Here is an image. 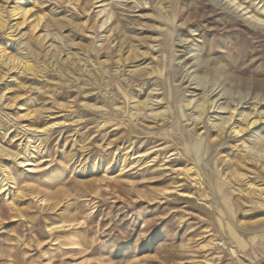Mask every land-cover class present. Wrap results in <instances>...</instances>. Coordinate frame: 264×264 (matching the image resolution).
Segmentation results:
<instances>
[{
	"label": "rangeland",
	"instance_id": "obj_1",
	"mask_svg": "<svg viewBox=\"0 0 264 264\" xmlns=\"http://www.w3.org/2000/svg\"><path fill=\"white\" fill-rule=\"evenodd\" d=\"M237 5L264 19V0H0V48L31 66L0 58V264H264V157L243 147L264 23ZM190 59L200 87L227 67L219 103L253 124L196 117Z\"/></svg>",
	"mask_w": 264,
	"mask_h": 264
},
{
	"label": "bare ground",
	"instance_id": "obj_2",
	"mask_svg": "<svg viewBox=\"0 0 264 264\" xmlns=\"http://www.w3.org/2000/svg\"><path fill=\"white\" fill-rule=\"evenodd\" d=\"M240 7H241V5H237V6H235V9L233 11H229V12L232 15L236 14L238 16H241V15L244 16V19H245L246 23H248V24L256 25L257 22H263L264 23V19H262L260 16L256 15L255 13H252L249 10H246V15L247 14H249V15L251 14V15L250 16H245L244 13H241V11L243 9H245V8L240 10L239 9ZM26 13L27 12H25L23 15L25 16ZM15 15H17V13H15ZM37 25L35 27H37ZM0 26L1 27L5 26V21L3 19V11L2 10H0ZM0 58L2 59V65L4 67L6 66L5 65L6 64V59H8L10 61L9 62L10 63V67L12 69H14V70H17L18 72L20 71L21 68L28 69V70L31 69V66L28 64V62L20 60L19 57H16L14 54H12V51L11 52H7V48H0ZM190 60H191V64H190L191 66L190 67L193 68V72L190 74V77L192 78L191 80H196V82H197L196 83L197 86L195 87V90H199V89L203 90V92H202L203 94L201 93L203 95L202 96L203 99H202L201 102L199 100H197V99H193V100H190L188 102V105L192 104L193 105L192 107L195 108L198 111V115L196 117L200 118L205 113L206 109H208L209 106H210L211 108L212 107L215 108V120L218 119L217 117H220L218 123H215V127H218L220 130L224 129V126L226 124H228L236 116L235 115L236 113H237V115H239L240 118L245 114V120L249 124H253L254 122H251V123L249 122V118H248L249 114L245 113L244 104H246L247 102L244 103V102H242V100H238V101L234 100L233 101L232 99L229 98V102H227V103H219V101L221 99H223V96H224V94L226 92V89H224V87H222V89H220L217 92V90L221 87V81L224 78L230 79V78L233 77L231 72H229V70H227V67H225V72H224L223 75H220V74L215 75V79H214L215 81L212 80L209 86L200 87V81H199V78H198L199 77L198 76L199 75L198 74L199 73L198 70H200V69L202 70V64H204V61L198 62L197 59H190ZM17 74H19V73H17ZM214 83L217 86L215 89L213 88V84ZM196 95H200V92L197 93ZM262 102H264V98H262L260 101H257L256 103L260 104ZM224 104H227V106H224ZM255 108H256V106L253 108V113L254 114L256 113V109ZM225 111H227V113L229 115L227 117H222L221 114L224 113ZM257 115H259V114L257 113ZM231 128L234 130V133L236 132L237 134H239V133L242 132V129L238 128L237 125H235V126H233ZM33 136L36 137V135H33ZM250 138H251V140L243 142L244 149L248 150V151H246V155L249 158H251L252 160L260 161L264 157V126L253 130L252 133L250 134ZM198 143H200V142H198ZM192 147H193V149L196 150L199 147V144L196 143ZM255 158H257V159H255ZM188 170L190 171L192 169L188 167ZM236 171H238V170H236ZM242 174L243 173H241L239 171V172L235 173V176L239 177ZM244 175H246V174H244ZM9 178L11 179V177H9ZM4 181H5V179H4ZM215 188H216V192L218 194H221V192H222V183L217 180ZM221 199H222L226 209L229 212L232 213L231 203L229 202V200H227L222 195H221ZM54 227H56V226H54Z\"/></svg>",
	"mask_w": 264,
	"mask_h": 264
}]
</instances>
